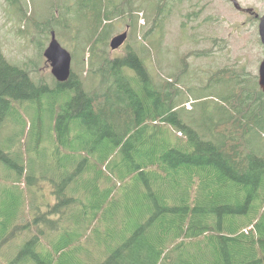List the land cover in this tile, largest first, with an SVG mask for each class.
<instances>
[{
	"label": "trees",
	"instance_id": "16d2710c",
	"mask_svg": "<svg viewBox=\"0 0 264 264\" xmlns=\"http://www.w3.org/2000/svg\"><path fill=\"white\" fill-rule=\"evenodd\" d=\"M10 1L26 17L19 0ZM132 1L115 9L109 0H78L74 7L60 0L52 8L60 14L44 21L49 27L42 30L52 33L69 29L75 10L83 13L89 75L72 70L66 82H57L56 96L67 99L53 114L51 143L44 137L37 143L54 166L35 177L36 183L50 181L56 200L43 204L34 188H10V208L0 212V264H264V92L258 76L218 69L203 85L225 83L221 114L200 125L188 119L192 106L179 103L191 99L184 92L180 99L176 83L155 81L139 52L110 55L114 15H131L137 28L141 9H151L147 0L136 8ZM154 2V29L146 35L167 17V0ZM205 53L189 51L176 68L189 74V56ZM30 74L0 48V132L18 102L46 96L47 84H36ZM257 134L262 145L254 150L249 140ZM0 159L17 176L24 173L8 152L0 149ZM24 214L29 219L21 224ZM24 229L27 240L14 256L3 257Z\"/></svg>",
	"mask_w": 264,
	"mask_h": 264
},
{
	"label": "rangeland",
	"instance_id": "374dc122",
	"mask_svg": "<svg viewBox=\"0 0 264 264\" xmlns=\"http://www.w3.org/2000/svg\"><path fill=\"white\" fill-rule=\"evenodd\" d=\"M66 1L74 7L78 0ZM143 1L145 0H133V6L140 7L139 3ZM109 2L116 6L115 9L124 6V0H109ZM167 2L170 11L169 8H164V15L167 17L161 23V28L157 27L155 32L148 35L146 33L149 28L154 29L152 21L157 13V10L153 9L154 0L145 2L152 10L141 9L138 14L137 28L132 26L131 15H114L111 19L113 30L108 40L110 55L111 57L125 56L130 48L139 52L145 58L149 72L155 81L176 83L182 92L180 99H183V92L191 99H187L184 104L183 100L179 103L181 109L183 106L187 109L191 106L193 108H190L192 111L185 112V116L188 119H194L199 125L204 124L207 117H218L221 114L222 106L226 104L224 98L228 95L227 87L223 82L221 86H208V88L203 85L215 71L221 68H233L243 78L258 76L259 83V68L264 58V45L259 35V19L247 13L246 10L236 8L233 0H167ZM238 2L244 9L253 8L255 13L260 15L264 13V0H238ZM19 3L23 6L26 17L10 0H0V48L10 63L30 70L32 72L30 76L36 84L39 82L47 84V91L41 101L18 102L19 108H16V112L8 116L3 124L0 132V149L8 152L13 162L24 166V173L17 176L11 171L14 169L13 165L0 159V212L9 210L8 204L12 196L10 188L16 186L25 193L28 187L36 189L40 192L43 204L45 201L56 200L48 179L37 180L36 183L39 170L51 173L54 166L48 150L45 153L41 150L39 153L37 143L43 137L51 143L49 138L53 114L59 112L61 104L67 99L65 94L56 96L58 81L44 56V50L52 36L49 32L50 28L49 31L42 30L49 27L44 21L48 20L52 13L58 14L56 6L60 4V0H19ZM54 5L56 9H52ZM29 14L41 23L36 24V20L32 21V18H29ZM61 21L64 23L63 18ZM85 21L83 13L75 10L67 21L69 29L60 30V27H56L55 30L59 42L72 53V70L83 78L89 75L88 54L83 53L87 34ZM127 30L126 42L120 48L112 50L111 39ZM75 40H77V48ZM191 50H201L207 54L190 55L188 60L191 69L190 73L185 75L183 69L176 67L180 66L181 57ZM195 100L199 101L198 104ZM191 101L194 102L191 103ZM22 124H24L23 130H21ZM200 128L204 130L203 132L206 131L204 125ZM180 136L184 139L186 137L184 133ZM250 139L252 149L261 148L262 138L258 134ZM39 149H42V146ZM30 197L28 194L26 200L30 201ZM258 202L256 201L253 206H257ZM29 215L24 214L22 218H19V222L25 224ZM28 234L24 229L2 250V256L5 258L14 256L23 240H27ZM261 237L264 239V233ZM218 242L216 248L211 246L213 251L218 249ZM229 248L235 247L232 245ZM261 248L264 252V243Z\"/></svg>",
	"mask_w": 264,
	"mask_h": 264
},
{
	"label": "water",
	"instance_id": "95a60500",
	"mask_svg": "<svg viewBox=\"0 0 264 264\" xmlns=\"http://www.w3.org/2000/svg\"><path fill=\"white\" fill-rule=\"evenodd\" d=\"M236 8L241 9V4L238 0H233ZM250 12H255L253 8L247 9ZM255 16L259 18V35L264 45V13L260 15L255 13ZM128 38V30L118 35H115L110 41V47L112 50L120 48ZM44 56L51 65V71L58 82H66L72 74V53L62 46L56 37L55 31L52 32L51 42L44 51ZM259 86L264 92V58L259 68Z\"/></svg>",
	"mask_w": 264,
	"mask_h": 264
},
{
	"label": "flooded vegetation",
	"instance_id": "af4514ba",
	"mask_svg": "<svg viewBox=\"0 0 264 264\" xmlns=\"http://www.w3.org/2000/svg\"><path fill=\"white\" fill-rule=\"evenodd\" d=\"M247 9H248V8H245V9H244V8L241 7V10H246L247 13H249L250 15H254V16H255V12H250V11H248ZM255 17H256V16H255ZM256 18H257V17H256ZM258 19H259V18H258Z\"/></svg>",
	"mask_w": 264,
	"mask_h": 264
},
{
	"label": "bare ground",
	"instance_id": "6f19581e",
	"mask_svg": "<svg viewBox=\"0 0 264 264\" xmlns=\"http://www.w3.org/2000/svg\"><path fill=\"white\" fill-rule=\"evenodd\" d=\"M51 36H52V33H51ZM52 38V37H51ZM51 42V41H50ZM48 47V46H47ZM45 51V50H44ZM57 80V79H56Z\"/></svg>",
	"mask_w": 264,
	"mask_h": 264
}]
</instances>
